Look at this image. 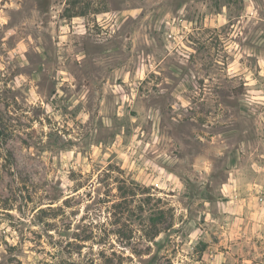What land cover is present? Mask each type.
<instances>
[{"label":"rangeland","instance_id":"374dc122","mask_svg":"<svg viewBox=\"0 0 264 264\" xmlns=\"http://www.w3.org/2000/svg\"><path fill=\"white\" fill-rule=\"evenodd\" d=\"M0 264H264V0H0Z\"/></svg>","mask_w":264,"mask_h":264}]
</instances>
